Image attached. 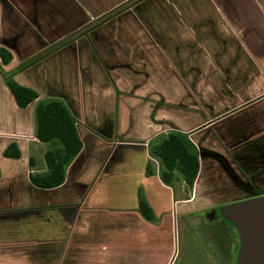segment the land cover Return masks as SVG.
<instances>
[{
  "label": "crops",
  "instance_id": "obj_1",
  "mask_svg": "<svg viewBox=\"0 0 264 264\" xmlns=\"http://www.w3.org/2000/svg\"><path fill=\"white\" fill-rule=\"evenodd\" d=\"M13 77L64 102L82 148L62 185L34 186L59 143L0 73V264H171L185 217L264 193V0H139ZM173 131L198 154L191 191L149 153Z\"/></svg>",
  "mask_w": 264,
  "mask_h": 264
},
{
  "label": "water",
  "instance_id": "obj_2",
  "mask_svg": "<svg viewBox=\"0 0 264 264\" xmlns=\"http://www.w3.org/2000/svg\"><path fill=\"white\" fill-rule=\"evenodd\" d=\"M132 1L0 0V48L12 55L3 69L39 57ZM223 213L240 234L238 264H264V195L228 204Z\"/></svg>",
  "mask_w": 264,
  "mask_h": 264
},
{
  "label": "trees",
  "instance_id": "obj_3",
  "mask_svg": "<svg viewBox=\"0 0 264 264\" xmlns=\"http://www.w3.org/2000/svg\"><path fill=\"white\" fill-rule=\"evenodd\" d=\"M137 1L139 0H133L119 8L100 21L88 26L80 34L98 27ZM68 41L70 39L11 71H5L3 66L11 61L12 55L5 48H0V73L16 105L23 108L32 102H36L34 109L36 138L43 143L52 141L59 143L58 147L50 149L44 154L46 172L30 174L32 184L42 189L56 188L63 184L66 168L80 152L82 142L77 133L76 121L62 100L56 98L38 100V93L35 90L18 84L13 76L15 72L22 70ZM149 153L152 158L160 161V178L164 184L170 185L181 181L186 185L188 191L192 190L199 172V158L198 154L192 150L185 135L174 131L161 135L150 143ZM3 154L7 158L20 157V151L14 142L6 147ZM145 173L148 176L153 173L150 163L146 166ZM137 197L138 211L142 217L146 221L156 222L157 217L141 188L138 190Z\"/></svg>",
  "mask_w": 264,
  "mask_h": 264
},
{
  "label": "flooded vegetation",
  "instance_id": "obj_4",
  "mask_svg": "<svg viewBox=\"0 0 264 264\" xmlns=\"http://www.w3.org/2000/svg\"><path fill=\"white\" fill-rule=\"evenodd\" d=\"M259 195L264 193L238 199L229 204ZM226 205L228 204L205 209L206 212L201 214L202 222L196 220L200 211L185 217L186 221L179 227L180 231H188L194 239L201 242L202 250L210 255L213 264H238L240 234L233 221L223 213V207Z\"/></svg>",
  "mask_w": 264,
  "mask_h": 264
},
{
  "label": "rangeland",
  "instance_id": "obj_5",
  "mask_svg": "<svg viewBox=\"0 0 264 264\" xmlns=\"http://www.w3.org/2000/svg\"><path fill=\"white\" fill-rule=\"evenodd\" d=\"M4 12H7V19H8L9 18L8 10L7 11L5 10ZM72 38H70V40ZM204 212L206 211L204 210L200 211L198 213L199 216H196L197 217L196 220L202 222L201 214H203ZM202 249L203 248L199 240L194 239V237L191 236V234L188 231L179 230L178 251L171 264H213L210 255L206 254ZM153 260L154 261L152 262L149 261L151 262L150 264H164L163 263L164 259L162 257H154Z\"/></svg>",
  "mask_w": 264,
  "mask_h": 264
}]
</instances>
